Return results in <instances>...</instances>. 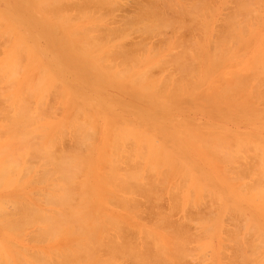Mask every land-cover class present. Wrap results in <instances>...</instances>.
<instances>
[{"label": "rangeland", "instance_id": "obj_1", "mask_svg": "<svg viewBox=\"0 0 264 264\" xmlns=\"http://www.w3.org/2000/svg\"><path fill=\"white\" fill-rule=\"evenodd\" d=\"M45 1L0 0V15L3 14L2 17L6 18L4 19L6 22H1L3 18L0 19V36L2 35L0 37V66L8 67L10 65L9 67H11L9 70V67L5 69L3 66L1 67L3 72H0L1 77L5 76L2 81L0 80V95L3 94V97H6L5 99L0 98V167L6 162L8 163L7 160L12 158V155L15 159V163L12 164L13 159H10L9 161L12 162L8 163L13 165V169L8 170L7 168L11 167L6 165V170H0V176L7 177L8 175L7 179L3 180L2 177L3 181L0 179V182L3 183L0 185V199L4 198V202L0 201L3 202L1 204H5L7 197L12 198L10 200L12 204L16 200L28 204L31 201L30 204L34 205L36 209L38 208V212L45 214L48 205H45L47 203L43 196L47 195L49 190L44 183L39 181V176L45 168L46 159L44 156L46 154L44 152L43 155L40 148H36L37 155H33L31 151L35 147L45 150L48 145L45 146L46 142L44 141L53 138L54 142L49 140V145L53 143L52 147L56 151H72L71 149L78 146L84 150V153L80 151L79 159L82 164L87 162L86 168H83L86 170L82 175H78L77 180L86 182V186L84 184L85 187H83L87 191L86 197H89L88 201L92 209L88 208L91 214L97 212L109 215L115 220L119 217L116 221L117 224L120 225L119 220L121 223L123 222L120 227L118 226L120 231L117 227L121 237L119 244L125 243L131 249L133 248L132 251L142 245L148 252L159 251L163 259L178 264H264V173L262 175L257 173V169L264 165V17L259 24L254 26L252 32L234 37L235 39L231 40L229 47L224 48L225 51L222 49L212 52L214 46L210 45L209 47V44L231 36V34L219 33L224 31V22L237 0H207V4L203 2L204 0H198V3L205 4L207 15L200 18L199 24L196 23L195 26L191 23L190 17L179 16L180 14L176 13L177 9L175 13L178 20L189 23L191 30L186 26L187 30L184 33V26H182L181 32L175 28L174 31L171 27V30L169 28L163 30L164 34H162L163 32L140 34L141 32H137L139 31L137 29L135 31L134 28H129V32H131H128L129 34L116 32L111 34L112 32L108 30L110 27L118 29L124 25L123 20L129 17V14L131 17L132 11H136L137 5L143 4V1L140 0L137 2L136 0H114L118 5L124 6L121 7L122 9L118 6L116 8V4L112 2L115 7L111 6L113 9L115 8V12H108L112 8L111 6L110 8L107 6L102 8V6L100 8L103 10L100 11L97 9L99 6L95 8L93 7L95 4H93L92 10L93 8L98 10L97 21L93 19L96 12L92 14V11L91 13L89 11L90 14H88L93 15V18L86 16V19L80 20L79 18L83 16L76 17L78 10L76 11L75 7L78 3L86 0H62L61 3L59 1L58 4L64 5V8L67 7L65 10L69 13L64 22L67 27L64 28L67 30L60 27V20L51 19L49 10V13L44 12L46 7L43 11L40 5ZM51 1L55 3L54 0ZM51 1H46V3H49L50 6ZM185 1L172 0V4L179 5V2L184 3ZM188 1L190 2H185L184 5H188V3L191 5V2L197 3L196 0ZM167 2L164 0V3ZM89 3L91 2L86 1V8L90 7ZM92 3L95 2L92 1ZM167 4H171V2ZM177 4L176 6L172 5V9L171 6H165L164 9L172 14L174 8L180 7ZM70 5H75V7L72 6L75 11L69 8ZM167 8H170L171 11L169 12ZM69 9L71 10L69 11ZM86 10H91V7ZM64 13L63 10L62 15ZM101 13L105 14L101 15ZM74 14L76 18L69 20V18H73ZM76 19L79 20L76 21ZM206 20L209 22L208 26H206ZM101 23L106 26L110 35L109 33L103 34L105 30L102 29L103 27L100 28ZM187 23L183 24L187 25ZM90 25L91 30L89 31L95 29H92V25L96 26L98 31H104L99 32L100 34H96L95 31L91 32V34H87V38L92 37L102 42L106 39V41L104 44L101 43V47L96 48L95 51V48L88 47L90 50L86 54L87 48H85L86 51H81L85 50L83 47H85L86 37L84 41H81V47L80 42L77 41L82 38L77 41L73 40L69 29L75 27L77 33L78 30L81 33V28L85 26L88 29ZM10 26L14 33L8 29ZM57 26L58 29H56ZM108 26L110 27L108 28ZM5 31L7 35H5ZM187 31L188 33L191 31V33L186 34ZM79 36L80 34L73 38L77 39ZM25 48L29 49L28 53L25 52ZM16 51L20 54L17 55ZM214 52H216L217 59L213 58ZM26 53L27 58L30 57L27 62H25ZM33 55L37 58L32 60ZM21 60H24L26 65L29 62L24 70H22L23 66L20 68L24 64ZM42 66L46 70L41 68ZM12 67L17 71L20 70L19 72L14 71L17 74L20 73L18 77L16 73L13 76L14 69ZM4 70L8 71L7 74ZM38 72L41 75H38ZM42 77H46L45 85L44 82L38 84L44 80ZM15 79L16 84H14ZM6 81L10 83L7 84ZM30 81L35 82L31 84ZM28 82L34 86L28 85ZM9 84L14 86L11 90ZM22 84L23 89H21ZM32 88H35V91ZM36 88H38V92L40 88H43L38 96L35 95L36 93L34 94ZM23 90H25V94L22 97L25 101H22L20 95ZM62 91H64V97H61L63 93H59ZM30 92L34 97L30 94L29 97H31L27 99ZM6 95L9 100L13 97L11 99L13 102H8ZM39 100L40 102H37ZM68 101L74 102L73 108H71L72 102L71 107L67 106ZM25 102H29L30 107L27 109L22 105L23 110L26 108V111H29V113L24 112L23 114L27 115L23 117L19 106L27 104ZM15 107L17 110L14 109ZM76 108L79 110L77 111ZM80 109H82V113ZM16 111L19 113L21 111L20 115ZM75 111L77 114L80 113L79 116L77 115L78 117ZM15 115L19 116L18 119ZM70 120L72 123L73 120L76 121L73 123L74 125L69 124ZM77 123L79 126L81 125L83 131L86 129L84 132L90 133V139L88 134L89 140L87 139L84 144L80 145L73 141V131L70 132L73 130V126L74 129L78 126ZM18 138L22 145L17 144ZM159 143L163 144V149L168 148L167 151L178 159V161L177 159L174 161L176 163L173 169L171 166L175 159L168 158L169 162H172L169 163L171 164L170 168L172 170L176 168L174 176L171 175L172 170L169 174L171 177L165 176L166 171L169 172V166L165 164V160L161 164V159L156 158L158 151L162 150L163 152ZM235 143H238V146ZM115 145L116 148L113 147ZM231 145L233 147L236 145V152L233 151L236 153L234 159L231 161L221 159L222 156L228 154V146L230 151L233 150ZM151 148L158 149L156 155L154 154L156 156L154 159H160L156 167H153L151 162L152 160L154 163L156 159L153 160L152 157L149 160V156H153L148 153ZM164 152L166 153V151ZM233 152L230 153L234 154ZM163 157L161 158L163 159ZM216 158H220V160ZM223 160H225L224 163ZM177 162L181 163L184 168L181 167V164L179 167ZM30 168H32L29 170L31 172L27 173V169ZM135 169L143 174L141 182L130 181L133 188L120 191L118 189L120 174L128 172L126 170ZM183 172H186V175H182ZM192 172L195 176L192 175ZM9 174H14V178ZM36 174H39L38 180H36L38 185L33 182L35 179H30L31 177L36 178ZM99 174L105 175L107 180L110 175L113 178L109 179L111 181L108 183H103L104 180L100 181ZM9 177L15 180L12 179L14 183L7 186L8 182L10 183L7 181ZM19 178L22 180L21 182ZM16 181L20 184H16ZM27 181L31 182L29 186ZM226 182L229 183L228 186ZM102 188L105 191L109 188L106 192L112 196L126 195L129 198V206L124 207H129V209L127 211L120 209L121 205L119 206L115 201L106 203V197L104 194L103 197L100 194L104 193V191L101 192ZM41 189L45 190L43 196L42 192H39ZM30 193L37 197L30 199ZM15 194L17 195L15 196ZM21 194L26 200L22 198ZM19 195L21 199L17 198H20ZM172 196H178L181 201L179 204L182 206L180 205L179 208L173 206ZM37 198H41L44 202L38 203L39 200L35 202ZM115 198L112 197V200ZM189 198H194L192 201L194 204L187 203ZM79 200V197H75L77 203ZM88 201L86 199L87 206H89ZM20 202L18 203L20 204ZM7 203L4 206L11 209L12 204H9V201ZM175 207L176 209H174ZM2 209L4 208L2 207ZM9 209H7L9 213L5 210L8 215L10 214ZM130 209L131 214L129 213ZM12 212L14 209L11 210ZM8 215L0 214L2 216L0 220L4 225L0 226V250L3 249L7 253L9 258L4 256V259H8L11 264H41L44 257L46 263L49 261L47 264L50 262L51 264H61L62 260L69 258L66 264L136 263L130 255L125 257L116 255L109 262L107 248L110 244L106 239L117 233L116 229L115 231L109 229L111 226H107L106 228L109 230L102 233L101 236L96 233L97 238L100 236L103 240H98H102V243L96 244L94 249L90 247L96 243L95 241L90 243L91 245H88L87 248L84 246L86 251L87 249L90 251L81 253L79 257L83 255L84 260L79 262L80 258L76 259L77 255L74 256L71 250L69 258H66L63 252L65 256L63 253L61 256L66 259H60L59 254L63 248L75 250L73 246L78 247L80 244L70 243V240L61 234L60 236L59 234L51 236L53 239L49 240L44 239L46 234V236L42 235L44 240L40 237L42 240L39 242V237L35 238L34 234L38 233V236L43 234L42 230L45 227L39 221L30 224V227H24L26 230L22 228L26 233L22 230V234L19 232L22 235L20 236L24 238L21 239L18 234H16L18 237L12 234L14 229L11 228L13 232H9L10 227L8 229L7 226L11 216ZM102 215L97 217L104 218ZM106 216L105 218H109ZM159 218L165 220L162 228H157L154 225ZM4 222H7L6 225ZM37 227L42 228L41 232H38ZM32 230L36 232L33 231V234L30 232L34 237H30L27 233ZM8 232L11 234H7ZM141 232H144L145 235L148 232L159 233L162 238L158 243L142 241L144 235ZM166 234L172 235L175 241L170 237V242H168L169 238H163V236L169 237ZM48 236L47 238H49ZM61 236L62 241L60 240ZM154 236L156 238V235ZM9 239L12 245H9L7 241ZM163 239L164 241H162ZM10 249L13 252L9 253ZM180 253L182 254L181 259L179 258ZM3 255L1 256L3 257ZM1 259L0 264H3L2 260L6 264V259ZM72 259H76L79 263H73ZM62 264L65 263L62 262Z\"/></svg>", "mask_w": 264, "mask_h": 264}, {"label": "bare ground", "instance_id": "obj_2", "mask_svg": "<svg viewBox=\"0 0 264 264\" xmlns=\"http://www.w3.org/2000/svg\"><path fill=\"white\" fill-rule=\"evenodd\" d=\"M47 2H49V1H51V0H46ZM46 1H45V3L43 4V2L41 3L42 5H40V6H42L41 8L43 9V11H44V8L46 7V9H45V13H49L50 12V16L52 17L51 19L52 20H55V21H57V20H60L61 21V28L63 29V30H67V29H65L64 27H66L65 25L66 24H64V22L66 21L65 19H66V15H69V13H68V11L66 12V10H65V8H67V7H63L64 5H60V4H58V2L60 1V3L62 2V0H54L55 1V3H53V1H51V5L49 6L48 4L49 3H46ZM66 1V0H65ZM65 1H63V2H65ZM81 1V0H80ZM82 1H85V0H82ZM86 1L87 2H91L92 3V1L93 2H95V3H89L90 5H88V6H90L91 7V10H86L87 8H89L90 9V7H85V5L87 6V4H86ZM85 2H81V3H78V5L75 7V5H70L69 6V8H71L72 10H74V8H72V6L73 7H75V8H77V9H75L76 11L78 10V15L76 16L77 18L78 17H80V16H83L82 18L80 17L79 19L80 20H82V19H86V16H90L89 14L91 13V11H92V14H94L95 12V14L94 15H96L95 16V18H93L94 16L93 15H91L90 17H88V18H93V19H96L95 21H97V11L98 10H100V11H102L101 10V8L100 7H102V8H104L105 6H107V8L109 7L110 8V6L111 5H113L114 6V4H116V8H117V6H118V8L120 7V9H122L121 7L123 6V5H118L117 4V1L115 2L114 0H86ZM124 1V0H123ZM141 2L143 1V4L141 3V4H139V5H135L136 6V11L134 10V12L132 11V15H131V17H130V14L127 12V14H129V17H126L125 18V15H123V17L126 19H124L123 20V23H124V25H121V27L120 28H118V29H114V28H116V27H114L113 29H111L112 27H110V26H108V30L110 31V32H112L111 34H114L113 32H116V33H118V34H129V33H131V32H129L130 31V29L129 28H134V30L135 31H137V30H139V31H137V32H141L140 34H160L161 32H163V30H167L168 28H169V30H171L172 28H173V30H174V28L177 30V31H179V32H181L182 30H181V28H182V26H184V28L187 26V28L189 29V27L191 28V25H189V23H187L186 21H184V20H181V21H179L178 20V18H177V16H176V13L178 12L179 14H177V15H179V16H188V17H190V19H191V23H193L194 24V26H195V24L197 23V24H199V19L200 18H203V17H205L206 15H207V9H206V7H205V4L203 5V4H201V3H198L199 1L198 0H196V2L197 3H194V2H191V5H189V3H188V5H184V3L186 2H190V1H188V0H186L184 3H180L179 2V5L178 6H180L179 8H180V10H179V8L177 7L176 9L174 8V12H172V14H170V13H168V11L166 12V10L164 9V8H166L165 6H168V7H170L171 6V9L173 8V6L175 5L176 6V4H172V0H168V2H167V0H165V2H167V3H170L171 2V4L173 5H171V4H167V3H164V0H140ZM174 1V0H173ZM180 1V0H179ZM182 1V0H181ZM184 1V0H183ZM195 1V0H194ZM200 1H203V0H200ZM114 4H113V3ZM122 2V1H121ZM127 2H131V1H127ZM136 2H137V0H136ZM135 2V3H136ZM139 2V1H138ZM203 2H205L206 4H207V0H204ZM53 3V4H52ZM76 3V2H75ZM84 3V4H83ZM124 3V2H123ZM131 3H133V2H131ZM174 3V2H173ZM193 3V4H192ZM58 4V5H57ZM64 4V3H63ZM68 4V3H67ZM93 4H95V6H93V7H95L96 8V6H99V7H97V9H95L94 10V8H93V10H92V5ZM184 6H183V5ZM43 5H44V7H43ZM66 5V4H65ZM182 5V6H181ZM32 6V5H31ZM67 6V5H66ZM112 7V6H111ZM115 7V6H114ZM124 7V6H123ZM128 8V7H127ZM126 8V9H127ZM131 8V7H130ZM71 9H69V11L71 10ZM119 9V10H120ZM129 9V8H128ZM168 10L170 9V8H167ZM179 11H178V10ZM48 10H49V12H48ZM63 10L65 11V13H64V15H62V13H63ZM74 10V11H75ZM115 10V8L113 9V7L112 8H110L109 9V11L108 12H111V11H114ZM124 10V9H123ZM175 10H177L176 11V13H175ZM32 11H34V10H32ZM47 11V12H46ZM89 11H90V13H89ZM116 11V10H115ZM114 11V12H115ZM118 11V10H117ZM129 11V10H128ZM171 10H169V12H170ZM173 11V10H172ZM104 12V11H103ZM119 12V11H118ZM124 12H125V10H124ZM123 12V13H124ZM130 12V11H129ZM38 13V12H37ZM89 13V14H88ZM107 13V12H106ZM113 13V12H112ZM112 13H110V14H112ZM134 13V14H133ZM173 13H175L174 15L176 16H174L173 15ZM39 14V13H38ZM99 14H100V12H99ZM103 13H101V15H102ZM105 14V13H104ZM103 14V15H104ZM127 14H126V16H127ZM37 15V14H36ZM1 17H0V19H2L3 18V21L1 20V22H6V20H4V19H6V18H4V17H2L3 16V14L2 15H0ZM49 16V17H50ZM63 16H64V18H63ZM73 16V18H69V20H73V19H75L76 17H75V14L74 15H72ZM85 16V17H84ZM178 16V17H179ZM193 16V17H192ZM102 17V16H101ZM120 17V16H119ZM122 17V18H123ZM263 17H264V0H237L236 1V3H235V5H234V7H233V9H232V11H231V13L228 15V17H227V19L225 20V22H224V25H225V29H224V31L223 32H221V33H219V34H231V36L230 37H228V38H226V39H224V40H222V41H214L213 42V40H212V42L214 43H211V44H209V47H210V45H211V47H213L214 46V49H212V52L213 51H218V50H222V51H225L224 50V48L226 47H229L228 45H230L231 44V40H233V39H235L234 37H238V36H240L241 34H247V33H250V32H252L253 31V28H254V26L255 25H257V24H259V22L261 21V19H263ZM121 18V19H122ZM175 18V19H174ZM177 18V19H176ZM12 19V18H11ZM79 19H76V21H78ZM116 19V18H115ZM178 20V21H177ZM264 20V19H263ZM121 21V20H120ZM183 21V22H182ZM187 23V25L185 24H183V23ZM182 23V24H181ZM205 23H206V26H208V20H206L205 21ZM3 24V23H2ZM102 24V25H101ZM100 24V28L101 27H103L102 29H104V30H100V31H98V29L96 28V26H99L98 24H95L94 26L95 27H93V25H92V29L93 28H95V29H93L92 31H89V30H91V25L89 26V28L87 29L85 26H84V28H81L82 29V34L81 33H79V30H78V33H77V29L75 28V27H73V28H71V29H69V31H70V35L71 36H73V37H75V36H77V35H79L80 34V36L79 37H77V39H75V38H73L72 37V39L73 40H79V39H81L80 41H77L79 44H80V46L82 45V42L81 41H84V39H85V37H86V39H85V47H83V49H85V48H87V51H86V49L85 50H81V51H86V54L88 53V51L91 49V48H95L94 49V51L96 50V48H100L101 46H100V44L101 43H105V41H106V39H104L103 40V42L102 41H99V40H97V39H95V38H87L88 36H87V34H91V32H94L95 31V33L96 34H100V33H102V31H104V33L103 34H108L109 33V35H110V32H108V30H107V28H106V26L103 24V23H101ZM121 24V23H120ZM104 25V26H103ZM106 25H107V23H106ZM189 25V26H188ZM0 26H1V23H0ZM115 26H117V25H115ZM23 27V26H22ZM105 27V28H104ZM118 27V26H117ZM172 27V28H171ZM180 27V28H179ZM59 27L57 26L56 27V29H58ZM67 28V27H66ZM99 28V27H98ZM166 28V29H165ZM171 28V29H170ZM8 29L10 30L11 29V26L10 27H8ZM19 29V28H18ZM80 29V30H81ZM127 29H129V30H127ZM137 29V30H136ZM180 29V30H179ZM12 30V33H14V31H13V29H11ZM87 30H88V32H87ZM187 29L185 28V30H184V33H185V31H186ZM189 30H191V29H189ZM8 31V30H7ZM106 31H107V33H106ZM134 31V33H137V32H135ZM175 31V30H174ZM10 33H11V31H9ZM100 32V33H99ZM126 32V33H125ZM129 32V33H128ZM132 32H133V30H132ZM178 32V33H179ZM5 33H6V31H5ZM11 33V34H12ZM134 33H132V34H134ZM173 33V32H172ZM171 33V34H172ZM175 33V32H174ZM177 33V34H178ZM183 33V32H182ZM182 33H180V34H182ZM188 33V31L186 32V34ZM190 33H191V31H190ZM190 33H188V34H190ZM9 34V33H8ZM30 34V33H29ZM76 34V35H75ZM138 34V33H137ZM162 34H164V32L162 33ZM5 35H7V33L5 34ZM82 35H83V37H82ZM2 36V35H1ZM0 36V37H1ZM4 36V35H3ZM113 36V35H112ZM111 36V37H112ZM8 37V36H7ZM10 37H11V35H10ZM108 37V36H107ZM21 43H23V42H21ZM20 43V44H21ZM210 43V42H209ZM22 45H24V44H22ZM213 45V46H212ZM49 47V46H48ZM82 47V46H81ZM88 47L90 48V49H88ZM24 49V48H23ZM20 50H21V48H20ZM19 50V51H20ZM25 52H27V50H29V49H26L25 48ZM6 51V50H5ZM18 51V50H17ZM16 51V53H17V55H19L18 54V52ZM24 51V50H23ZM51 51V50H50ZM21 52V51H20ZM216 52H214V55H213V58L214 59H217V57H215L216 56ZM28 53V52H27ZM27 53L25 54L26 56H25V58H27ZM21 54H23L22 52H21ZM29 56H30V52H29ZM28 56V58L25 60V62H27L28 60H29V57ZM93 56V55H92ZM95 56V55H94ZM93 56V57H94ZM16 57H19V56H16ZM52 57V56H51ZM34 58H37V56H34L33 55V58H32V60L34 59ZM13 59H14V57H13ZM20 59V58H19ZM23 59V58H22ZM96 59V58H95ZM213 59V60H214ZM17 60V59H16ZM23 60V61H24ZM53 60V59H52ZM97 60V59H96ZM207 60V59H206ZM22 60H21V62H23ZM215 61V60H214ZM57 62V61H56ZM208 62V61H207ZM14 63V62H13ZM12 63V64H13ZM24 63V62H23ZM7 64V63H6ZM16 64H17V62H16ZM28 64H29V62H28ZM27 64V65H28ZM3 65V64H2ZM26 63H24L23 65H21L20 66V68L23 66V68H22V70H24L25 68H26ZM3 66H5V69H8V67L10 66H6V65H3ZM3 66H0V72L2 71L3 72V68L1 69V67H3ZM11 66H13V65H11ZM25 66V67H24ZM14 67H15V65H14ZM14 67H12V69H14ZM16 67H17V65H16ZM10 68L11 67H9V70H10ZM18 68H19V66H18ZM41 68H44L43 66L41 67ZM49 68V67H48ZM45 69V68H44ZM43 69V70H44ZM16 70V68L12 71L13 72V76H14V74L16 73L17 74V72H19V71H17V72H15L14 73V71ZM41 70V69H40ZM46 70V69H45ZM4 72H5V70H4ZM6 72H8V71H6ZM5 72V73H6ZM11 71H9V73H10ZM40 72H38L37 74L38 75H41V74H39ZM7 74V73H6ZM5 74V75H6ZM10 74H12V73H10ZM19 74L20 73H18L17 74V77L19 76ZM46 74V73H45ZM37 75V76H38ZM43 75H44V73H43ZM48 75H49V73H48ZM4 76V75H3ZM1 77L0 76V80L2 81L3 80V78L5 77ZM8 76H10V75H8ZM16 76V75H15ZM49 77V76H48ZM10 78V77H9ZM15 78V77H14ZM14 78H11V79H14ZM38 78V77H37ZM43 78V77H42ZM34 79V77L32 78V80ZM39 79V78H38ZM44 80H42V82H38V84L39 83H43L44 85H45V79H46V77L45 78H43ZM8 80V79H7ZM31 80V81H32ZM0 81V82H1ZM9 81H11L10 79H9ZM15 81V83L14 84H16V79L14 80ZM13 81V82H14ZM30 81V83L31 84H34V82L35 81H33V82H31ZM41 81V80H40ZM54 81V80H53ZM7 82V84L8 83H10V82H8V81H6ZM37 82V81H36ZM12 83V82H11ZM56 83V82H55ZM6 84V83H5ZM31 84H29V82H28V85H31ZM43 84H40V85H43ZM53 85H55V84H53ZM57 85H59V84H57ZM12 86V87H11ZM32 86V85H31ZM34 86V85H33ZM32 86V87H33ZM35 86H36V83H35ZM9 89L11 90L14 86L13 85H11V84H9ZM29 88H30V86H28ZM55 87H56V85H55ZM8 89V91H10ZM21 89H23V84H22V88ZM31 89V88H30ZM33 89V88H32ZM37 90H36V92H34V94L35 95H37L38 96V94L39 93H41L42 91V89L43 88H40V90H39V92H38V88H36ZM54 89V88H53ZM34 91H35V88L33 89ZM63 90V89H62ZM41 91V92H40ZM24 92V93H23ZM23 92H21V98H22V101L24 100L23 99V97H22V95H24L25 94V90H23ZM28 92V91H27ZM33 92V91H32ZM45 93H46V90L44 91ZM64 91H62V92H59V93H63ZM23 93V94H22ZM49 93V92H48ZM1 94V93H0ZM31 94V92L27 95L28 97H27V99H29L30 97H29V95ZM7 95H8V92H7ZM6 95V96H7ZM10 95V94H9ZM31 95H33V94H31ZM44 95V94H43ZM4 95L2 94V95H0V98L2 97L3 99H5L6 97H3ZM11 96H13V94H11ZM45 96H46V94H45ZM68 96V95H67ZM32 97H34V95L32 96ZM42 97V96H41ZM61 97H64V93H63V95L61 96ZM7 98L8 99H6V100H8V102L10 101V103L11 102H13V100L11 101V99L13 98H10V100H9V97L7 96ZM19 98V97H18ZM21 98H19V99H21ZM35 98H36V96H35ZM67 98V97H66ZM3 99H1V100H3ZM17 99V98H16ZM33 99V98H32ZM39 99H40V97H39ZM42 100V99H41ZM66 100V99H65ZM25 101V100H24ZM28 101V100H27ZM29 101H31V100H29ZM70 101V100H69ZM68 101V102H69ZM6 103H7V101H5ZM16 102H17V100H16ZM37 102H40V100L39 101H37ZM72 102V101H71ZM71 102H69L68 104H67V106L69 105V107H71L70 105H71ZM22 103H24V102H22ZM25 103H27V102H25ZM28 104V105H27ZM27 104H19L20 106L19 107H27V109H28V107H30L29 106V102L27 103ZM7 105H8V103H7ZM15 105V104H14ZM23 105V106H22ZM26 105V106H25ZM9 106H11V105H9ZM74 107V102H72V107L71 108H73ZM8 108H10V107H8ZM20 108V110L22 111V113H21V111H20V113L23 115V117L25 116V115H27V114H23L24 112L26 113V112H28L29 113V111H26L27 109L25 108V110H23V108L21 109ZM11 109V108H10ZM12 109H13V107H12ZM15 110H17V107H15L14 108ZM77 109V108H76ZM75 109V110H76ZM79 110V108L77 109V111ZM31 111H32V109H31ZM30 111V112H31ZM82 111V109H80V112ZM17 112V111H16ZM19 115H20V113H19V111L17 112ZM75 113H76V111H75ZM82 113V112H81ZM14 114H16V113H14ZM79 115H80V113H78ZM77 113H76V116L78 115ZM73 115H75L74 114V112H73ZM73 115H72V117H73ZM78 115V116H79ZM88 115V114H87ZM87 115H86V117H87ZM15 116H17V115H15ZM76 116H74V117H76ZM77 116V117H78ZM18 117L19 116H17V119H18ZM23 117H21V118H23ZM16 118H15V121L17 120ZM24 119V118H23ZM26 119V118H25ZM30 119V118H29ZM73 119V118H72ZM77 119V118H76ZM86 119V118H85ZM71 122L69 123L70 125H72L73 123H75L74 122V120H73V123H72V120H70ZM86 121V120H85ZM158 123V122H157ZM81 124V123H80ZM160 124V123H159ZM163 124V123H162ZM70 125H69V128H70ZM74 125V124H73ZM78 125V126H77ZM77 127L74 129L73 127H72V129L73 130H71L70 132H72L73 131V133H72V137H73V141H75L76 142V144L77 145H80V144H84L86 141H87V139L89 138L90 139V133L89 132H84L83 130H82V128H81V125L79 126V124L77 123ZM88 125V124H87ZM86 125V126H87ZM161 125V124H160ZM83 126H85V125H83ZM84 128V127H83ZM89 134V137L87 138V135ZM47 136V135H46ZM24 139V138H23ZM53 139V138H52ZM51 139V140H52ZM88 139V140H89ZM49 140H50V138H49ZM49 140L47 141V140H45L44 142H46L45 143V146L46 145H48V147L47 148H45V150L43 149V148H41V147H35V148H32V151L31 152H33L32 154L33 155H37V149L36 148H40V149H42V151H41V153L43 154L44 152H45V156H44V158L46 159V163H45V168H44V170H43V172L41 173V176H39V181L40 182H42V183H44L45 184V186H46V188L49 190L48 192V194L47 195H44L43 194V192L45 191V190H43V189H41L39 192H42V196H43V198H44V200H45V202L47 203V204H45V205H48V207H47V209H45L46 210V212H45V214L44 213H41V212H38V208L36 209L35 208V206L34 205H32V204H30L31 203V201H29V204L27 203V202H20V200H16L13 204H12V202L10 201L12 198H8L7 197V200L5 199V204H8L7 202L9 201V204H12L11 206L12 207H14L13 209H14V212H12L11 213V210L13 211V209H12V207H11V209H9V208H7L6 206H4V205H2L3 204V202H4V198L2 199H0V201H2L3 200V202H0V211L2 210V212H0V214H2V213H5V215H8L7 213H9V211L7 210V209H9L10 210V214L8 215V216H11L10 217V219L8 218V216H7V218L10 220L9 222H8V226H7V228L9 229V227H10V231L9 232H13V230H11V228L12 229H14V232H17V233H12V234H14L15 236H17L16 234H18V236L21 238V239H24V238H22L21 236V234L23 233V232H21V230H22V228H24V227H26V226H29L30 224H33V223H36V222H38L39 221V223H42V226L43 225H45V227H43L44 228V230H42V228H39V227H37L36 229L38 230L39 229V231L38 232H41V230H42V233L43 234H40L39 236H38V233H36L34 230H32V231H28L27 233H29L28 235L30 236V237H34L35 236V238H38V239H40V237L43 239V236L42 235H49L48 237L49 238H47V236H46V238H44V239H47V240H49V239H53V237H51V236H54V235H58L59 234V236H60V234L64 237V238H66L67 240H70L69 242L70 243H73V244H80L78 247H76V245L75 246H73L74 248H75V250L73 249V248H63V250H65L66 251V249H67V251L65 252V251H63V250H61L60 251V254H59V257L61 256V254L64 252L65 253V255H66V258H69L70 256H69V254L71 253V251L74 253V256L75 255H77L75 258L76 259H79V262L80 261H83L84 259V256L83 255H81L80 257H79V255L81 254V253H83V252H88V251H90L89 249H87V251L84 249V246H86V248H87V246L88 245H91L90 243H93L94 241L96 242V243H93V246H91L90 248H93L94 249V246H96V244H99V242H101L102 243V240H103V238L102 237H100L101 236V234L102 233H104V232H106V231H108L109 229L110 230H113V231H115V229H116V234L114 235V236H111V238L110 237H108L106 240H107V242H109L108 244H110L109 245V248H107V250H108V253H109V262H110V260H111V258H114L116 255H120V256H122V257H125V256H131L133 259H134V261L136 262L135 264H169V263H173V264H178L177 262L176 263H174V262H171V261H167L166 259H163L162 258V256H161V252H159V251H156V252H148L146 249H144L143 247H142V245H141V247H142V249H141V247L140 248H137V249H134L133 251H132V249L129 247V246H127L125 243H121V244H119V241H121V237H120V229H119V227H120V225L123 223H121V220H119V223H120V225L119 224H117V222L116 221H118V218H116V220H115V218H111V217H109V215L108 216H106L105 214H101V213H97V212H95V214H91V212H90V209L89 208H91L90 207V203H89V201H88V199H89V197H86V195H87V191L85 190V186H86V182H80V181H78L77 180V177H78V175H82L83 173H84V170H86V169H83L84 167H85V164L87 163V162H85V163H81L80 162V160L81 159H79V155L81 154L80 153V151L82 152V153H84V150H81V146H78L77 148H73V149H71L72 151H67V150H63V151H56L55 149H54V147H52V144H50L49 145ZM50 140V141H51ZM18 141V142H17ZM53 142H54V140H52ZM16 142H17V144L18 145H22V143H21V141H19V138L16 140ZM20 142V143H19ZM48 142V143H47ZM237 146H238V143H235ZM159 145H160V143H159ZM236 145H234V147H233V145H231V148H233V150L232 151H230V148H229V146H228V151H227V155H224V156H222V158L221 159H226V160H232V159H234V157H235V154L236 153H234L233 151H235V148H236ZM162 146V147H161ZM113 147H117L116 145L115 146H113ZM159 147H161L160 149H163V144L162 145H160ZM226 147V146H225ZM80 148V149H79ZM238 148V147H237ZM40 149H38V150H40ZM78 149V150H77ZM113 149V148H112ZM151 149H152V151H151ZM150 149V152H148V153H150V155L152 154L153 156H149L150 158H149V160H151L152 159V157H153V160H155L156 158L158 159V158H160L159 160L161 161V164H162V162H164V160H165V164H167L168 166L169 165H171V164H169V163H172V162H169L170 161V159H172L173 160V158L175 159V160H173V164H172V166H171V168L173 167V169H174V165H175V163L176 162H174V161H176V159L177 158H175V157H173L172 155V153H169V151H167L168 150V148H164L163 149V152L164 151H166V153L164 152V154H166V155H164L163 154V152H162V150H160V151H158V149H153V148H151ZM159 152L158 154H157V157L155 156L156 154V152ZM152 152V153H151ZM160 152H162L161 154H163L164 155V157H163V155L161 156V154H160ZM225 152H226V150H225ZM230 152H233L234 154H231ZM236 152V151H235ZM40 153V154H41ZM155 154V155H154ZM171 155L170 157L168 156V155ZM44 155V154H43ZM82 155H85V154H82ZM160 155V157H158ZM154 156L156 157L155 159H154ZM166 156V157H165ZM12 158H10L11 160L13 159V155L11 156ZM161 157H163V159L161 158ZM165 158V159H164ZM168 158H170V159H168ZM9 159V158H8ZM9 159V160H10ZM156 159V161H154V163H153V161L151 160V162H152V166L153 167H156V165H157V162H159V160H157ZM216 159H219L220 160V158H216ZM9 160H7L8 161V163H10V162H12V161H9ZM168 160V161H167ZM13 161L14 162H12V164L13 163H15V159H13ZM177 161H178V159H177ZM224 161L225 160H223V163H224ZM180 162V161H179ZM179 162H177L178 163V165H179V167H180V164L181 163H179ZM221 162H222V160H221ZM229 162V161H228ZM227 162V163H228ZM7 162H6V164H3L1 167H3V168H1L0 167V170H6V168H7V166L8 167H11V168H7L8 170H10V169H13L14 167H12L13 165H11V164H8ZM164 164V163H163ZM7 165V166H6ZM184 165V164H183ZM5 166V167H4ZM87 166V165H86ZM181 167H183L184 168V166H182V164H181ZM259 167H260V164H259ZM86 168V167H85ZM170 168V166H169V172H167L166 171V174H165V176H170L171 177V175H173L174 174V172H175V170H176V168H175V170H172ZM258 168V167H257ZM89 169V168H88ZM29 170H32V168H30V169H27V173H28V171ZM173 171V173H172V171ZM263 170H264V165H262V167H260V169H257V173L259 174V175H262L264 172H263ZM89 171V170H88ZM126 171H128V172H125V173H122V174H120V185H119V190L120 191H125V190H128V189H132L133 188V185L132 184H130V181H134L133 183H140L141 181H140V179H142V176H143V174L138 170V169H135V170H126ZM170 171H171V175H169L170 174ZM1 172V171H0ZM31 171H29V173H30ZM86 172V171H85ZM187 172V171H186ZM186 172H183V174L182 175H186ZM3 173H5V172H3ZM3 173H1V174H3ZM39 173V174H40ZM167 173H168V175H167ZM179 173V172H178ZM181 173V172H180ZM241 173H243V172H241ZM39 174H36V178L34 177V178H30V179H35L33 182L35 183V184H37L36 182V180H38V175ZM142 174V175H141ZM4 175V174H3ZM9 175H13V178H14V174H9ZM28 175V174H27ZM141 175V176H140ZM175 175V174H174ZM173 175V176H174ZM181 175V174H180ZM192 175L193 176H195V174H193V172H192ZM238 175H240V174H238ZM28 176H30V175H28ZM27 176V177H28ZM99 176H101L100 174H99ZM1 177L3 178V180H5L4 178H6L7 179V177H8V175H7V177H3L2 175L0 176V179H1ZM9 178H11V179H9ZM8 178V180L7 181H10V183L8 182V184H7V186H10V185H12L14 182H12V177H9ZM24 178H26V177H24ZM100 178V181L102 180H104L103 181V183L104 182H109V181H111V180H109V179H112L113 178V176L112 175H110L108 178V180L107 179H105V175H103V176H101V177H99ZM102 178V179H101ZM130 178V179H129ZM18 179V178H17ZM2 180V179H1ZM2 180V181H3ZM15 179H13V181H14ZM97 180H99V179H97ZM106 180V181H105ZM6 181V182H7ZM19 181L21 182L22 180L19 178ZM30 181H32V180H30ZM30 181H27V183H28V186H29V184L31 183ZM101 181V182H102ZM5 182V183H6ZM17 183L16 184H20V182H18V181H16ZM41 183V184H42ZM3 183H1L0 182V185H2ZM84 184H85V186H84ZM226 184H227V186H228V182H226ZM5 185V184H4ZM27 185V184H26ZM38 185V184H37ZM231 185V184H230ZM84 186V187H83ZM46 188H44V189H46ZM103 189V188H102ZM26 191H27V189H25ZM85 190V191H84ZM108 190H109V188H108ZM108 190H106V191H108ZM104 191V193H100L101 195H102V197H103V194H104V196L106 197L105 198V200H106V203H107V201L109 202V201H115V203H117V204H119V206H120V209H126V211L129 209V207H127V208H125L127 205L129 206V198L126 196V195H122V196H118L117 197V195H115V196H112V194H110L111 195V197H110V195L103 189V190H101V192H103ZM106 192V193H105ZM117 192H118V190H117ZM28 194H29V192H27ZM26 193V194H27ZM27 194V195H28ZM124 194H128V193H124ZM17 194H15V196H16ZM31 195H33L32 197H31ZM36 195V194H35ZM119 195V194H118ZM20 196V195H19ZM21 196H22V194H21ZM21 196H20V198L19 197H17L18 199H21ZM30 199L31 198H36L37 196H35L34 197V194H32V193H30ZM75 197H79L80 198V200H79V202L77 203L76 201H75ZM109 199H108V198ZM112 197H116L115 199H113L112 200ZM22 198L24 199V200H26L23 196H22ZM111 198V199H110ZM171 198V197H170ZM32 199V200H33ZM41 199V198H40ZM39 198H37V200L35 199V202H37L38 200H39V202L38 203H41V202H44V201H42V199L40 200ZM86 199H87V203H89L88 205L89 206H87L86 204H85V202H86ZM180 198H178V196H172V201L171 202H173V206H177L178 208L180 207V205L181 204H179V200ZM189 199H190V201H189ZM188 200H187V203H189L190 205L193 203L194 204V202H192L193 201V199L194 198H189ZM196 199V198H195ZM7 201V202H6ZM20 202V204L18 203V202ZM41 201V202H40ZM194 201H197V200H194ZM11 202V203H10ZM181 202V201H180ZM16 203H18V204H16ZM23 203V204H22ZM33 203V202H32ZM110 203V202H109ZM16 204V206H14ZM184 204V203H183ZM186 205V204H185ZM32 206V207H31ZM86 206H87V208H86ZM107 206V205H106ZM125 206V207H124ZM182 206V205H181ZM189 206V205H188ZM2 207L4 208V209H2ZM5 207H6V209H5ZM89 207V208H88ZM122 207H124V208H122ZM187 207V206H186ZM86 208V209H85ZM102 208V207H101ZM101 208H100V210H101ZM104 208H106V207H104ZM173 208V207H172ZM171 208V209H172ZM88 209H89V211H88ZM92 209V208H91ZM132 209V208H131ZM131 209H130V211H129V213L131 214ZM174 209H176V207L174 208ZM5 210H7V213H6V211ZM173 210V209H172ZM184 210V209H183ZM5 211V212H4ZM107 211V210H106ZM104 212H105V210H104ZM13 216H12V215ZM116 214V213H115ZM123 214H125V213H123ZM98 215H102V216H104V218H98L97 216ZM126 215V214H125ZM2 216H4V215H2ZM2 216H0L1 218H2ZM105 216L106 217H109V218H105ZM119 216V215H118ZM127 216H129V215H127ZM126 216V217H127ZM132 216V215H131ZM125 217V216H124ZM0 218V219H1ZM132 218V217H131ZM6 221H8V220H6ZM125 222V221H124ZM128 222V221H127ZM3 223V221H1L0 220V226L1 227H3L4 225L2 224ZM5 223V222H4ZM7 223V222H6ZM6 223H5V225H6ZM163 223H165V220L163 219V218H159L158 220H157V222L154 224L157 228H162V225L164 226V224ZM184 223V222H183ZM2 224V225H1ZM93 224H94V226H93ZM116 224H117V226H116ZM181 225L182 226H184L182 223H181ZM31 226V225H30ZM29 226V227H30ZM107 226H111V227H109V229L108 228H106ZM119 226V227H118ZM35 227V226H34ZM117 227H118V229H119V231H118V229H117ZM5 228V227H4ZM3 228V229H4ZM156 228V229H157ZM180 228H181V226H180ZM32 229V228H31ZM33 229H35V228H33ZM41 229V230H40ZM16 230V231H15ZM24 230H26V228H24ZM24 230H22V231H24ZM36 230V231H37ZM97 232H96V231ZM101 232H100V231ZM147 230V229H146ZM36 233V234H34V236L32 235L34 232ZM151 231H153V230H151ZM156 231V230H155ZM154 231V232H155ZM3 232H5V231H3ZM2 232V233H3ZM7 233V234H11V233ZM21 234H20V233ZM25 232V231H24ZM32 234H31V233ZM118 232H119V234H118ZM1 233V232H0ZM26 233V232H25ZM100 234V236H99V238H97L98 237V235ZM113 233V232H112ZM174 233V232H173ZM172 233V234H173ZM32 236H31V235ZM141 234L142 235H144V239H142V241H151L152 243H158V242H160V239L162 238V236L159 234V233H156V234H154V235H156V238H155V236L152 234V233H150V232H148L146 235L144 234V232H141ZM13 235V236H14ZM21 235V236H20ZM103 235V234H102ZM113 235V234H112ZM166 235H168L169 237H164L163 236V238H166V239H168L169 238V240H168V242H170V237H171V239L172 240H174L175 241V239H173V236L172 235H170V234H166ZM173 235H175V233L173 234ZM17 236V237H18ZM62 236L60 237V240L62 241ZM179 237H180V235H179ZM19 238V240H21ZM7 239V238H6ZM42 239H40L39 240V242H41V240ZM43 239V240H44ZM100 239H102L101 241H98V240H100ZM165 239V240H166ZM4 240V239H3ZM16 240V239H15ZM27 240H28V238H27ZM59 239H58V241H60ZM8 242H9V245L11 244L12 245V243H10V239L9 240H7ZM51 241V240H50ZM72 241H74V242H72ZM162 241H164V239L162 240ZM167 241V240H166ZM44 242V241H43ZM46 242V241H45ZM49 242V241H48ZM68 242V243H69ZM87 244V245H86ZM95 244V245H94ZM1 246V245H0ZM12 247V246H11ZM12 248H14V246L12 247ZM3 252V254H5V255H3L1 252V254H0V258H2V259H4V256H6L7 258H9V256H7L6 254V252L3 250V249H1ZM0 250V251H1ZM71 250V251H70ZM10 251H12V249H10L9 250V253H10ZM92 251V250H91ZM13 252V251H12ZM15 252V251H14ZM69 252V253H68ZM137 252V253H136ZM64 253H63V256H65L64 255ZM67 253V254H66ZM1 255H3V257L1 256ZM12 255V254H11ZM73 255V254H72ZM180 256H179V258L180 257H182L181 255V253L179 254ZM42 256H44V255H42ZM63 256H61L60 257V259L62 258V259H66V258H64ZM68 256V257H67ZM83 256V257H82ZM17 257H18V255H17ZM16 257V258H17ZM71 257H73V256H71ZM43 258V257H42ZM92 258V257H91ZM1 259V260H2ZM6 259V258H5ZM4 259V260H5ZM59 259V260H60ZM70 259V258H69ZM69 259H66V260H60L61 261V264H62V262L63 263H67V261L69 260ZM76 259H72V262L73 263H79ZM82 259V260H81ZM85 259H86V257H85ZM97 259V258H96ZM96 259H94V261L96 260ZM181 259V258H180ZM7 260L8 259H6V264H11L10 263V261L8 260V262H7ZM38 260V259H37ZM36 260V261H37ZM47 260H48V258H47ZM74 260V261H73ZM183 260V259H182ZM182 260H181V262H182ZM42 261L43 262H41V264H47L46 263V258L44 257L43 259H42ZM59 261V262H60ZM97 261V260H96ZM2 262H3V264L5 263V261H3L2 260ZM71 262V263H72ZM178 262H179V260H178ZM232 262V261H231ZM70 263V262H69ZM99 263H100V260H99ZM50 264H51V262H50Z\"/></svg>", "mask_w": 264, "mask_h": 264}]
</instances>
